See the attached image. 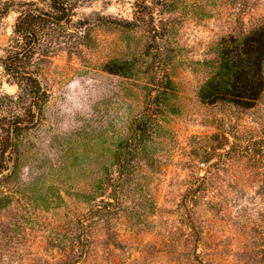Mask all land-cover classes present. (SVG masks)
<instances>
[{"label": "rangeland", "instance_id": "374dc122", "mask_svg": "<svg viewBox=\"0 0 264 264\" xmlns=\"http://www.w3.org/2000/svg\"><path fill=\"white\" fill-rule=\"evenodd\" d=\"M30 2L41 1L0 0V96L19 93L1 64ZM71 2L72 23L43 37L68 45L44 66L41 121L18 142L0 264H264V92L250 109L200 99L220 43L264 24V0ZM165 73L175 85L162 100L168 133L153 126L123 152L120 202L93 213L119 179L120 140Z\"/></svg>", "mask_w": 264, "mask_h": 264}, {"label": "trees", "instance_id": "16d2710c", "mask_svg": "<svg viewBox=\"0 0 264 264\" xmlns=\"http://www.w3.org/2000/svg\"><path fill=\"white\" fill-rule=\"evenodd\" d=\"M40 1L41 4L30 2L22 6L1 64L4 74L14 82L19 93L17 96H0V212L4 207L2 203L8 204V189L17 175L19 139L24 132L37 127L48 100L44 66L63 48L61 46L68 45L53 40L44 42L43 37L48 30L70 25L75 17L71 0ZM8 11V4H0L1 16H6ZM217 57L214 64L209 65L212 74L201 88V101L204 104L223 103L245 109L254 107L264 92V24L242 37L223 39ZM174 88L173 81L165 73L147 93L144 109L134 116L127 138L120 140L114 154L119 179L112 180L107 200L93 207V213H108L120 202V188L126 181L123 171L127 168L123 152L137 148L138 140L149 130H154L153 126L162 129L164 134L168 133L160 123V117L165 115L162 100L172 95ZM20 109L22 112H19ZM83 197L93 199L91 195ZM78 259L77 255H73L69 257L68 264H77Z\"/></svg>", "mask_w": 264, "mask_h": 264}]
</instances>
